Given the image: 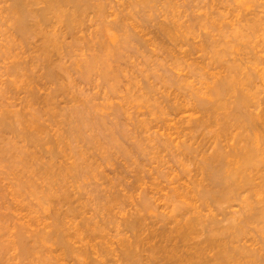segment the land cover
<instances>
[{"label": "rangeland", "instance_id": "obj_1", "mask_svg": "<svg viewBox=\"0 0 264 264\" xmlns=\"http://www.w3.org/2000/svg\"><path fill=\"white\" fill-rule=\"evenodd\" d=\"M82 1H85V0H82ZM87 1H90V2H88L89 3L88 9L86 8L88 4L87 6L85 5L86 12L83 11V8H82L84 7L85 3L80 6L77 3L78 1L76 2L77 3L76 5H78L82 9L81 11L83 13V17L81 16L80 19H82V21L78 23L80 24V26L72 25L73 29L75 27L74 30H70L71 26L70 28L69 26L66 27L65 23H61V22L51 23L52 21L47 22L48 24L47 23L44 24V27H47V28H44L42 25V28L44 31L42 29H39L43 31V33L45 32V34L46 32L47 33L54 32L53 34L57 33L56 35L60 36V38H58V41H57V49L55 48V46H53V48L51 46V50L53 49H56V50L55 51L49 50L50 52L47 53V57L48 56L50 57L48 58V60L52 68L54 67L53 69L54 73L56 72V74H54V76L56 77H51V78L45 76L46 75L45 73L48 72L46 70H48L49 66L47 67V64L49 63L48 62L45 63L46 61L43 59L44 58L43 55H42L43 56L42 60H44V62L39 60L42 57L40 55V49L44 42L42 41L43 36H41L43 33L42 34L37 33L36 35H32L29 41L28 40L26 41L21 36H18L16 34L15 36L13 32L12 23L9 20V15L6 14L7 12H4L5 11L4 5L6 4L5 3L6 1L3 2L5 4L0 2V7L2 6L1 9L4 10V11L0 10V17H1L0 26L1 25L3 26V27L2 26L0 27L1 29L0 31H2L0 33V52H1L0 53V83H1L0 84V99H1L0 100V103H1L0 104L1 106L0 115H4L3 118L5 121V123L4 122L1 123V121L3 120H1L2 117L0 116V146L5 148L4 146H6L8 143L10 145L12 144L11 149L6 148L7 153L6 151L4 153L0 151V249L2 248L0 250V264H45V263L46 264H50V263L51 264H101V263H105V264L112 263L113 264L114 262L113 259L116 260L119 258L118 256L120 255L119 253L121 251H118V250L122 249L120 246V243L122 241H126L130 235L127 229H123L125 228L126 225L122 223H125L124 220H126L130 215H133L134 209H136L135 208L136 205L138 206V204H140L139 202H141V199H142V198L140 199L141 189H143L144 187H145L144 188L145 190L149 189L146 192L147 193L146 196L152 200L151 201L149 199L150 201L149 204L151 205V207L148 204L149 207L146 208L147 211L146 209L144 210V214L145 212H148L149 210L148 214L147 213L145 214L147 216L146 217L147 219L145 220L146 221L145 224H146L149 222L150 218L152 219L150 221H153L154 216L156 217L159 215L160 212L164 213L167 211V210H164L166 209V207L165 205L163 207V203L161 202L162 198L161 199L159 198L160 195L156 194L155 196L154 194H151V192L149 193V191H151L150 190L151 187L148 188L149 186H152L151 184L162 185L163 182L161 181L162 183H160V174H159L160 171H161V174H162V171L163 172L165 171L164 174H166L167 172L168 173L167 175H172V173L173 175H175V173L179 174L182 171V173H180V176H181L183 174V171H185L184 173H186V168L188 169L191 167L192 168V169L190 168L191 170H193L194 168L193 164L190 163L189 161H186V159H183L184 157L182 155H180L181 158L180 156H178L177 152H180V151H179V148L175 149V143H174L177 140L183 142L182 140L185 138V136H180L178 132L177 133L179 135L175 134L177 130L180 131L181 128L185 125L182 122L181 124H179L180 122L177 119H179V116L181 117L188 116L190 114L188 112L190 111H187L183 115L181 114L177 117L173 116V114L171 115V113L169 115H166V113L168 114V109H167L168 106L166 104L168 105L170 104L174 105L176 103L180 104L181 101L183 100L186 101L190 97L188 95L191 94L190 93L192 92L191 90L196 91L197 88L201 89L202 85L203 87L205 86L207 87L206 83L207 81L209 82V80L206 81V79H209V78L206 72L209 75L211 74L214 75L216 72L221 73V71H223V69L221 68L222 67L221 64L224 63L225 61H223L221 64H219L220 63L219 62L218 66H217V63L215 64L212 62L213 65L210 64L211 61L209 62L208 58L211 57L212 54L210 55L211 51L209 49L211 48L209 47V43L214 42V41L216 42L217 40L218 43L221 44L222 42L220 43L219 40L222 41L223 39H225V38L222 39V37H226V36L227 37L225 40L232 41L231 32L233 31L235 32L236 30L241 31L240 30L241 27L243 26L245 27L244 24H246L244 21L245 18L251 19L253 16L254 17L256 16V18L259 16V19L262 18L261 21L264 19L263 18L264 0H131V1L130 0H87ZM9 3L10 2L8 1V4ZM90 3L93 5H90ZM8 4L6 5L8 6ZM132 5L134 6V8L132 7ZM7 6H5V8ZM99 7H100V10H99ZM35 8H41V7H35ZM216 16H217V19L215 18ZM220 16L222 17V19L223 18L224 19L221 20ZM126 17L128 20L126 19ZM213 18L216 20H214ZM207 20H209V22ZM215 21L216 22L218 21L219 23L217 22L218 23L217 24ZM248 21H251V20H248ZM156 22H159V23H156ZM227 22L229 23L227 24ZM76 23H77V20H76ZM230 23L231 24L234 23V24L231 25ZM239 23H241L242 26ZM114 24L116 26H114ZM259 25H256L257 28L259 27L263 28L264 24L261 25L259 23ZM160 26L162 29L160 28ZM237 26H238V29H236ZM173 28H175L176 30ZM219 28L221 29L224 28V30L223 29L220 30ZM229 28H231V31H229L230 30ZM233 28H235V30ZM262 28H260V31L258 29L256 30L255 33L254 32H251V33L256 34V36L260 38L263 34V32H261L263 31ZM160 29H161V32H160ZM247 30L248 32H250L249 29L246 28L245 30H243L244 34L247 33ZM163 31H166V32L163 33ZM225 31H227L228 33L230 32L231 35L228 33L225 34ZM161 34H164V36ZM227 34L230 36L229 37L230 39L228 38ZM254 34L250 36H248L249 34H246L247 37L243 38V40L246 41V42L244 41L245 43L244 42L241 43V41L243 40H239V42H237L236 40L232 41L231 43H233L232 44L233 46L236 44L235 42H237V44L235 45V47H231V49H229L230 47L226 48L228 53H225L224 50L226 49H223V47L220 46L218 49L222 50L221 53H223L222 54L223 56L225 55L224 57L223 56L221 57L219 55L220 58H222V60L223 58L224 60H228L231 57V55L230 56L228 55V54H231L230 51L235 53V54L233 53L232 57L235 56L236 54L241 55L244 51H247V48L249 44H251V41L253 42L255 39H257L255 38ZM12 38H13V41H12ZM246 38H250V39H246ZM8 39L11 41H9ZM206 40L207 42H205ZM248 40H249V43H248ZM7 42L8 43L11 42V44L13 43L12 46L14 48L11 47L12 49H9L7 46ZM83 42H85L86 45H84ZM72 43L75 45H73ZM25 44H29V45H25ZM5 46H7V48L10 50V51L8 50L10 52L9 54ZM164 50H166V52ZM3 51L5 52V54ZM118 51H120V53ZM11 53L13 54L16 53V54H19L20 56L19 55L17 56L16 54L15 56ZM101 55L103 56V58ZM167 55L169 58L167 57ZM13 56L16 57V59L20 61V62L17 61V63H25V64H23V66H20L22 64H18L19 66H17L15 62L14 64L15 66L13 69L14 71L12 70V72H9L13 68L11 66L13 65V62H14ZM38 56L40 57L39 59H37ZM262 56L264 57V53L262 54ZM31 57L34 59L32 60ZM91 58H93L94 60L96 59V61H94L96 63L95 64L93 63L94 67L92 66L93 68L89 70L87 69L86 64L89 60H91ZM25 59L28 60L27 61L28 63L22 62V60L24 61ZM217 60H219V58ZM29 62H30V66L28 67ZM102 62H104V64H102ZM261 63H262L261 66H259L258 68L262 70V67H263V70H264V66H262L264 65V60L261 61ZM84 64L86 68L84 67ZM225 64L226 62L224 63V65ZM24 65H26L27 68L24 67ZM220 65L221 67H219ZM215 67H218L219 69ZM7 68L9 69L11 68V69L9 70ZM64 68L66 71L64 70ZM44 70L45 72H42ZM196 70L197 72H194ZM202 71L206 74L205 76L206 79L204 78V76H202L203 74ZM215 75L217 76V74ZM11 80L13 82H11ZM173 81H175V83ZM199 81H201L200 83L202 85L198 83ZM257 83H259V86H262V88L264 89V78H263V81H258ZM186 86H188L189 88ZM60 88L62 89L60 90ZM4 89L7 90V93H6V90ZM2 90H4L3 91L4 93L2 92ZM50 96L54 98L56 97V98L55 99L53 98V101L52 102L50 101L51 103H48V104L46 103L47 105L46 106L45 102L50 99ZM163 96L165 97L167 96V98L164 99ZM259 97L260 99H263L264 95L261 94V96L259 95ZM190 98H192V96ZM31 100H34V101H31ZM177 100H180V101L178 102ZM173 102H176V103H173ZM262 107H264V104L261 105L260 108ZM75 109H78L79 111ZM8 110H9V113H7ZM73 110L76 111L75 113L82 112L84 114L83 117L85 121L83 120V118L80 117V115H77L78 113L77 114L73 113L74 112ZM16 111H20V112H16ZM37 111L39 112L41 117L39 116V114H38L39 117L37 116V113H38ZM27 113L28 114L31 113V114L27 115ZM74 115H76L77 117ZM201 115L202 114L200 113L196 114L195 112L192 118L193 117L198 118V116L200 117ZM18 116H20V118ZM8 118L11 120L9 121ZM22 118L25 120H23ZM32 118H34L35 120L33 119L34 120L33 121ZM94 119H97V120H94ZM21 120L23 121L19 122ZM81 120H82V123L80 124L79 122H81ZM176 121H178L177 122L178 124L175 123ZM25 123H27L28 125H26ZM69 123L70 125H68ZM165 123L167 126L165 125ZM5 124H6V129H5ZM38 124L41 129L38 128ZM36 126L38 128L36 129V131H39L37 133L35 131ZM119 126L121 127L119 128ZM178 126H181V127H178ZM68 127H70L71 129ZM12 128L15 130V132L14 130H12ZM19 128L22 130H20ZM92 128H94L95 131ZM209 128L213 129V127H209ZM209 128L208 127L201 128L204 130L202 131L205 134L201 131V129L200 131L205 136L211 137V134L213 131L210 132ZM10 129L12 132L10 131ZM80 129H83V130H80ZM214 129L216 130V128ZM41 131H43V133H41ZM26 132L28 135L26 134ZM18 133L19 134L21 133V134L19 135ZM33 133L38 139H40V141H42L41 143L43 144H40L39 142L35 141L37 138L34 137ZM196 133L197 135L199 134L198 139H200V137L205 138V136H202L200 132H196ZM196 133L194 132L192 134L196 136ZM161 134H165L167 136L163 135L164 138H162L160 136ZM183 134H186V133H183ZM32 136L34 137L35 140L32 138ZM60 138L62 139L61 141H60ZM169 138H171V140L175 139V141L172 143L168 142L167 144V142L165 141L166 139H169ZM27 139H30L31 141ZM50 139L52 140V142ZM151 139L152 141H149ZM45 140H49V141L46 142ZM43 141L45 142V145ZM158 141L160 142L158 143ZM181 142H178V143H181ZM70 143L71 145H69ZM162 143L163 145H160ZM164 143H166L169 146H167ZM187 143L189 144V142ZM53 144H54V147H53ZM92 145L95 147H93ZM154 145L155 147H152ZM54 148L59 154L54 150ZM76 149L78 151H76ZM181 149L182 148L180 147V150ZM168 150H169V153H168ZM60 152L61 153L63 152V153L61 154ZM172 152L174 153L175 156L173 155ZM50 154L52 156H50ZM29 156H32V159ZM20 157L22 158V160H20ZM128 157L130 159H128ZM84 161H86L87 163ZM183 162L187 164L188 167ZM70 163L72 164V166ZM23 164L25 165L23 166ZM49 164H52L51 166H53L52 167L53 170L50 169V171L47 170V172L45 171L44 173L43 172L44 171L43 169H45L44 166L47 165L46 166L47 168L50 166ZM182 165H184L186 168ZM74 166H76V169H74L75 168ZM69 167H72V168H69ZM73 169L77 170L79 173L74 171ZM41 170L43 173L41 172ZM40 173H42L43 175ZM52 174H54V177ZM157 174L159 175V177L157 176ZM191 174L193 175V171L191 172ZM155 178L159 179V181L156 180ZM57 180H61L62 182L61 181L58 182ZM27 182L29 183V185ZM157 182H159V184ZM60 183L62 184V186L60 185ZM46 184H48V187ZM138 185H140L139 188L137 187ZM163 186H164V183H163ZM48 195H50V197H48ZM109 197H112V198L117 197L118 200L116 203L118 206L116 205V203H113V202L110 203L111 205L109 203H105L104 201L108 200ZM233 203L234 204L230 208L231 211L236 210V208L238 209L237 202L236 203L233 202ZM206 212L207 211L205 210L202 211L201 215H204V214L208 215V213ZM91 216L94 218H92ZM57 217L61 218L60 220L61 222L56 221ZM217 218L219 219L221 218V216L220 217L218 216ZM87 221H90V223ZM85 223L86 224L92 223L91 227L92 226L93 227L91 228L92 229L91 231L90 230L87 231V229L85 228L86 226ZM226 224L227 222L223 223L222 226H225ZM63 226L64 228H62ZM83 227L85 228V230ZM260 227L262 228V225L260 226L255 225L254 228L255 229L257 228L256 229L257 232L255 234H253L255 231L252 233L250 232L252 231L253 227L249 228L250 231L248 233H250L251 235L247 234L246 235L247 239H244V240L242 239L240 244L241 243L243 244V242L244 243L247 242L245 246L253 244L252 247L251 246H248V247H250V249H253L254 247H256L255 250L258 249L260 246H262L264 242V240L262 242V239L264 238V235L262 234H264L263 233L264 231L263 232L261 231L262 232L261 233L258 230ZM54 229L56 231L58 229L57 232L59 234L62 233L64 234V236L68 238V242H67L68 244L66 243L67 245L63 246L57 243V240L55 239L56 237L54 235L56 232L53 233V236L49 235V233L51 234L52 231H55ZM95 229L97 230L93 231ZM38 231L39 233L40 232L41 233L39 234ZM258 231L260 232V234L258 233ZM29 236H31V238ZM251 237H255V238H252L250 240L249 238ZM257 237L259 239L261 237L262 244L260 243V240ZM34 238L37 240H35ZM106 238L107 239L109 238V239L107 240ZM200 238L202 239V237H198V239ZM34 240L35 242H33ZM246 240H249V241H246ZM71 241L72 243H70ZM250 241L252 244L250 243ZM255 243L256 245H254ZM24 244L26 247L24 246ZM23 247H25L26 249H23ZM260 248L263 249V246ZM64 249H65V252H64ZM102 249L103 250L106 249V251L105 250L103 251ZM262 253L264 254L263 251ZM113 254L116 257H114ZM110 256L111 257L113 256V257L110 258ZM111 259L113 262L111 261ZM99 261H101V263ZM116 264H119V262H117Z\"/></svg>", "mask_w": 264, "mask_h": 264}, {"label": "bare ground", "instance_id": "obj_2", "mask_svg": "<svg viewBox=\"0 0 264 264\" xmlns=\"http://www.w3.org/2000/svg\"><path fill=\"white\" fill-rule=\"evenodd\" d=\"M6 1V2H5ZM2 0L0 1L1 3L5 2L6 4H8V1L10 2L8 4V6L5 4L4 5V10L1 9L2 6L0 7V10H3L4 12H7L6 14L9 15V20L12 23V27H13V32L14 35H18L21 36L23 39H25L26 41L31 38L32 35H36L37 33H43V28L42 25L44 27V24L52 21L51 23L55 22V23H65V26L70 28V30H74L73 26H77L80 24V21H82L81 16L83 17V13H82V9L81 7H79L78 5H76L77 3L81 6L84 3V7L83 11L86 12V8H89V3L90 1H82V0ZM78 1V2H77ZM131 1V0H130ZM77 2V3H76ZM92 2V1H91ZM106 2V1H105ZM136 2V1H135ZM138 2V1H137ZM166 2V1H165ZM168 2V1H167ZM104 3V2H103ZM131 3V2H130ZM170 3V2H169ZM1 4V5H3ZM88 4V6H87ZM96 4V3H95ZM101 4V3H100ZM138 4V3H137ZM87 7H86V6ZM90 5H93L90 3ZM165 5V4H164ZM5 6H7L5 8ZM95 6V5H94ZM136 6V5H135ZM35 7H41V8H35ZM86 7V8H85ZM91 7V6H90ZM132 7L134 8V6L132 5ZM137 7V6H136ZM98 8V7H96ZM102 9V8H101ZM165 9V7H164ZM167 9V8H166ZM100 10V7H99ZM98 11V10H97ZM84 12V13H85ZM97 13V12H96ZM95 13V14H96ZM169 13V12H168ZM5 14V13H4ZM80 14V15H79ZM82 14V15H81ZM7 15V16H8ZM80 17H79V16ZM97 15V14H96ZM6 16V15H5ZM88 16V15H87ZM119 16V15H118ZM122 16V15H121ZM130 16V15H129ZM172 16V15H171ZM218 16V15H217ZM217 16L215 17L217 19ZM258 16V15H257ZM78 17V19H77ZM211 17V16H209ZM221 17V16H220ZM254 17V16H253ZM249 18V19H244L245 23L244 24L245 27L243 29V27H241V31H233L228 33L227 31H225V34L228 33L231 35V40L232 41H237L239 42V40H243V38L247 37L246 34H249L248 36L254 34L256 32V30L262 27L257 28L256 25H259V23L262 25L264 24V19L261 21V19H259V16L256 18V16L254 18ZM1 18V17H0ZM264 18V16H263ZM7 19V18H6ZM127 19V17H126ZM174 19V18H173ZM214 19V18H213ZM214 19V20H216ZM220 19V18H219ZM224 19V18H223ZM221 17V20H223ZM77 20V23H76ZM128 20V19H127ZM130 20V19H129ZM247 20V22H246ZM251 20V21H248ZM9 21V22H10ZM79 21V22H78ZM116 21V20H115ZM133 21V20H132ZM209 22V20H207ZM219 21V20H218ZM217 21V22H218ZM237 21V20H236ZM122 22V21H121ZM207 22V23H208ZM216 22V21H215ZM216 22V23H217ZM234 22V21H232ZM263 22V23H261ZM8 23V22H6ZM75 23V24H74ZM83 23V22H82ZM133 23V22H132ZM159 23V22H156ZM168 23V22H167ZM173 23V22H172ZM211 23V22H210ZM215 23V24H216ZM219 23V22H218ZM217 23V24H218ZM229 22H227L228 24ZM2 24V23H1ZM48 24V23H47ZM171 24V23H170ZM174 24V23H173ZM216 24V25H217ZM231 24V23H230ZM234 24V23H233ZM231 24V25H233ZM238 24V23H237ZM241 24V23H239ZM11 25V24H10ZM54 25V24H53ZM61 25V24H60ZM157 25V24H156ZM2 26V25H1ZM0 26V27H1ZM51 26V25H50ZM64 26V28H65ZM114 26H116L114 24ZM146 26V25H145ZM170 26V25H169ZM213 26V25H212ZM218 26V25H217ZM223 26V25H222ZM221 26V27H222ZM240 26V25H239ZM242 26V24H241ZM260 26V25H259ZM3 27V26H2ZM53 27V26H52ZM57 27V26H56ZM63 27V26H62ZM118 27V26H117ZM126 27V26H125ZM229 27V26H227ZM234 27V26H233ZM9 28V27H8ZM11 28V27H10ZM47 28V27H44ZM54 28V27H53ZM61 28V27H60ZM63 28V29H64ZM77 28V27H76ZM158 28V26H157ZM161 28V26H160ZM214 28V27H213ZM226 28V27H225ZM232 28V27H231ZM231 28H229L231 31ZM246 28L249 29L250 32L244 34V31ZM255 28V29H254ZM257 28V29H256ZM42 29L43 31L39 30ZM50 29V28H49ZM52 29V28H51ZM56 29V28H55ZM121 29V28H120ZM130 29V28H129ZM162 29V28H161ZM160 29V32H161ZM167 29V28H166ZM175 29V28H173ZM220 30H224V28H219ZM235 30V28H233ZM236 29H238V26L236 27ZM243 29V30H242ZM1 30V29H0ZM6 30V29H5ZM67 30V29H66ZM77 30V29H76ZM132 30V29H131ZM176 30V29H175ZM217 30V29H216ZM219 30V31H220ZM255 30V31H254ZM263 34L260 38H258L255 35V39L253 42L251 41V44H249L247 51H244L241 55H235L232 57L234 52H231V54H228L229 56L231 55V59L229 58L228 60H222V58H220V56L222 57L223 53H221L222 50L218 49L220 46L223 47V49L229 48L231 49V47H235V45L237 44V42H235L236 44L233 46L231 43L232 41L229 40H225L226 37H222L225 38L221 41L219 40V42L221 44L218 43V41L216 40V42H211L209 43V47L211 49H209L210 55L212 57H209L208 60L210 62V64L213 63H218L221 64L223 61L226 62V64L224 65V63H222V67L221 65L219 67H221L223 69V71H221V73H215L217 74V76L214 74L209 75L206 71V74L208 76L209 79H206V74L202 71V76H204V78L207 80H209V82L207 81V87H203V85L200 83L201 81H199L198 83H200L201 85V89H196V91L191 90L192 92H190L191 94H189L188 96H192V98H188L186 101H181L180 104L176 103L174 105H168V114L166 113V115H169L171 113V115L173 114V116H179V115H183L185 112L190 111L188 113H190L188 116L185 117H181L179 116V119H177L181 124L184 123L185 127L179 128L180 131H176V135L180 136H185V138L181 141H175V139L169 138L166 139L165 142L175 143V149L179 148L180 152H177L178 156L182 155L183 159H186V161H189L190 163L193 164V170H188L186 168V173H184L185 171H183V174L180 176V173H182V171L177 174L175 173V175H167L168 173L165 171H160V183H163L162 185L159 184V182H157L159 185H153L149 186L148 188H150L151 191H149V193L151 192V194H154L156 196L160 195V199L161 202L163 203V207L165 205L167 210L166 212L162 213L160 212L158 216H154L153 221L150 217V220L148 223L145 224V220L147 219L146 217V213L148 214V212H145L144 214V210L149 207L148 204L150 203L149 201V197H147V191L149 190H145L144 188L141 189V202H139L140 204H138V206L136 205V209H134V213L133 215H130L125 221V228L123 229H127V231L130 233L129 237L127 238L126 241H122L120 243L121 246V251L119 254V258L112 261L113 264H116L117 262H119V264H264V254L262 253V251L264 252V238L262 239L263 242V249L260 248L262 246H258L259 248L255 250L256 247H254L253 249H250V247L248 246H253L252 245H248L245 246L246 243L243 242V244L241 245L240 242L242 241V239H247L246 235L250 233H248L250 230L249 228H254L255 225H262V228L260 227L258 230L261 232L264 231V107L260 108L261 105L264 104V98L260 99L259 95L261 96V94L264 95V89L262 88V86H259V83H257L258 81H263L264 78V70L262 67V70L260 68H258L259 66H261V61H263L264 57L262 56V54L264 53V25L262 28ZM121 31V30H120ZM172 31V30H171ZM218 31V30H217ZM2 31H0L1 33ZM6 32V31H5ZM9 32V31H8ZM58 32V31H56ZM128 32V31H127ZM134 32V31H133ZM166 31H163V33ZM222 32V31H221ZM220 32V33H221ZM254 32V33H251ZM12 33V32H11ZM54 33V32H53ZM51 32H45L41 35L43 36L42 41L43 45L40 49V55L43 56L41 57V59H39L40 57L38 56L37 59L41 60L42 62H44V60L46 61L45 63H49L47 64L48 67V71L47 73H45L46 77H56L54 76V74H56V72L54 73V67L52 68L48 58H50L49 56L47 57V53H49L51 50V46L53 48V46H55V48L57 49V41L58 38H60L59 35H56L57 33L53 34ZM135 33V32H134ZM223 33V32H222ZM10 34V33H9ZM227 34V35H228ZM259 34V33H258ZM261 34V33H260ZM8 35V34H7ZM15 35V36H16ZM39 35V37H40ZM63 35V34H62ZM75 35V34H74ZM164 36V34H161ZM220 35V34H219ZM253 35V36H254ZM139 36V35H138ZM222 36V34H221ZM220 36V37H221ZM251 36V37H253ZM9 37V36H8ZM7 37V38H8ZM20 37V38H21ZM63 37V36H62ZM230 36L228 35V38ZM250 37V38H251ZM19 38V39H20ZM64 38V37H63ZM139 38V37H138ZM173 38V37H172ZM177 38V37H176ZM175 38V39H176ZM210 38V36H209ZM212 38V37H211ZM250 38H246V39H250ZM10 39V38H9ZM8 39V40H9ZM15 39V38H14ZM127 39V38H126ZM230 39V38H229ZM32 40V39H31ZM36 40V39H35ZM82 40V39H81ZM135 40V39H134ZM133 40V41H134ZM179 40V39H178ZM211 40V39H210ZM11 41V40H9ZM8 41V42H9ZM13 41V38H12ZM90 41V40H89ZM132 41V42H133ZM137 41V40H136ZM135 41V42H136ZM139 41V40H138ZM143 41V40H141ZM209 41V40H208ZM245 40L241 41L244 42ZM7 42V46L9 49H12L11 47H13V43L11 44ZM15 42V41H14ZM23 42V41H22ZM25 42V41H24ZM38 42V41H37ZM40 42V41H39ZM73 42V40H72ZM75 42V41H74ZM86 42V41H85ZM84 43V45H86V43ZM99 42V41H98ZM97 42V43H98ZM140 42V41H139ZM154 42V41H153ZM173 42V41H172ZM182 42V41H181ZM207 42V40L205 41ZM246 42V41H245ZM244 42V43H245ZM28 43V42H26ZM60 43V41H59ZM71 43V42H70ZM101 43V42H100ZM138 43V42H137ZM176 43V42H175ZM249 43V40H248ZM73 44V43H72ZM71 44V45H72ZM78 44V43H77ZM123 44V43H122ZM121 44V46H122ZM127 44V42H126ZM206 44V43H205ZM239 44V43H238ZM23 45V44H22ZM25 45H29V44H25ZM70 45V44H69ZM75 45V44H73ZM101 45V44H100ZM118 45V44H117ZM244 45V44H243ZM6 47L7 51L9 50ZM50 46V47H49ZM62 46V45H61ZM141 46V45H140ZM175 46V45H174ZM4 47V46H3ZM16 47V46H15ZM23 47V46H22ZM71 47V46H69ZM117 47V46H116ZM132 47V45H131ZM170 47V46H169ZM206 47V46H204ZM208 47V46H207ZM221 47V48H222ZM225 47V48H224ZM14 48V47H13ZM27 48V47H26ZM91 48V47H90ZM127 48V47H125ZM179 48V47H178ZM5 49V50H6ZM17 49V48H16ZM19 49V48H18ZM25 49V48H24ZM28 49V48H27ZM26 49V51H27ZM56 49H53L54 51ZM72 49V48H71ZM123 49V48H122ZM172 49V47H171ZM175 49V48H174ZM235 49V48H234ZM15 50V49H13ZM23 50V49H22ZM48 50V51H47ZM51 50V51H53ZM63 50V49H62ZM69 50V49H68ZM92 50V49H91ZM113 50V49H112ZM118 50V49H117ZM125 50V49H124ZM207 50V48H206ZM220 50V51H219ZM6 51V52H7ZM10 51V50H9ZM8 51V54L10 53ZM37 51V50H35ZM123 51V50H122ZM166 52V50H164ZM225 53L227 52V49L224 50ZM223 51V52H224ZM4 52V51H3ZM25 52V51H24ZM63 52V51H62ZM68 52V51H67ZM107 52V51H106ZM120 53V51H118ZM168 52V51H167ZM171 52V51H170ZM179 52V51H178ZM207 52V51H206ZM209 52V51H208ZM1 53V52H0ZM5 54V52H4ZM7 54V53H6ZM13 54V53H11ZM16 54V53H15ZM13 54V55H15ZM32 54V53H31ZM39 54V53H38ZM97 54V53H96ZM111 54V53H110ZM172 54V53H171ZM186 54V53H185ZM207 54V53H206ZM235 54V53H234ZM17 56L19 54H16ZM15 55V56H16ZM29 55V54H28ZM49 55V54H48ZM121 55V54H120ZM169 55V54H168ZM167 55V57H168ZM218 55V56H217ZM220 55V56H219ZM4 56V55H2ZM20 56V55H19ZM27 56V55H26ZM30 56V55H29ZM90 56V55H88ZM92 56V54H91ZM102 56V55H101ZM190 56V55H189ZM225 56V55H224ZM223 56V57H224ZM228 56V57H229ZM263 58H262V57ZM37 57V56H36ZM111 57V56H110ZM173 57V56H172ZM180 57V56H179ZM185 57V56H184ZM215 57V58H214ZM219 60H217L218 58ZM19 58V57H17ZM22 58V57H21ZM24 58V57H23ZM32 58V57H31ZM42 58L44 60H42ZM103 58V56H102ZM169 58V57H168ZM2 59V58H1ZM14 59V60H13ZM13 65H11L14 69V64L16 62V65L19 66L18 64H22L20 66H23V64L25 63H17V61H19L18 59H16V57L13 56ZM16 59V60H15ZM34 58H32L33 60ZM90 59V58H89ZM98 59V58H97ZM183 59V58H182ZM207 59V58H206ZM211 59V60H210ZM215 59V60H214ZM26 60V59H25ZM22 62H27L28 60ZM205 60V59H204ZM31 61V60H30ZM84 61V60H83ZM88 61V60H87ZM96 59L94 60L93 58H91V60H89L87 62V69H92L94 67L93 63L95 64ZM20 62V61H19ZM34 62V61H33ZM40 62V61H39ZM106 62V61H105ZM181 62V61H180ZM204 62V61H202ZM28 63V62H27ZM60 63V62H59ZM33 64V63H32ZM58 64V63H57ZM62 64V63H61ZM60 64V65H61ZM102 64H104V62H102ZM209 64V63H208ZM207 64V65H208ZM209 64V65H210ZM6 65V64H5ZM10 65V64H9ZM43 65V64H42ZM46 65V64H45ZM213 65V64H212ZM224 65V66H223ZM16 66V67H17ZM30 66V62L28 64V67ZM44 66V65H43ZM93 66V67H92ZM103 66V65H102ZM106 66V64H105ZM192 66V65H191ZM194 66V65H193ZM204 66V65H203ZM264 66V65H262ZM15 67V68H16ZM24 67H26V65H24ZM32 67V66H31ZM85 67V64H84ZM85 67V68H86ZM187 67V66H186ZM196 67V66H195ZM5 68V67H4ZM23 68V67H22ZM21 68V70H22ZM27 68V67H26ZM199 68V67H198ZM210 68V67H209ZM218 68V67H215ZM9 69V68H7ZM9 69V70H10ZM17 69V68H16ZM20 69V67H19ZM34 69V68H33ZM40 69V68H39ZM44 69V68H43ZM42 69V70H43ZM86 69V70H87ZM196 69V68H195ZM206 69V68H204ZM203 69V70H204ZM211 69V68H210ZM219 69V68H218ZM260 69V70H258ZM65 70V68H64ZM104 70V69H103ZM108 70V69H107ZM115 70V69H114ZM169 70V69H168ZM209 70V69H208ZM217 70V69H216ZM14 71V70H13ZM56 71V70H55ZM66 71V70H65ZM106 71V69H105ZM113 71V70H112ZM170 71V70H169ZM173 71V70H172ZM193 71V70H192ZM191 71V72H192ZM199 71V70H198ZM263 71V72H262ZM4 72V71H3ZM8 72V70H7ZM6 72V73H7ZM16 72V71H15ZM42 72H45L42 71ZM167 72V71H166ZM171 72V71H170ZM190 72V73H191ZM194 72H197L194 71ZM193 72V73H194ZM201 72V71H200ZM5 73V72H4ZM103 73V72H102ZM101 73V74H102ZM106 73V72H105ZM164 73V72H163ZM172 73V72H171ZM2 74V73H1ZM88 74V73H87ZM108 74V72H107ZM173 74V73H172ZM8 75V74H7ZM5 76V75H4ZM103 76V75H102ZM117 76V75H116ZM164 76V75H163ZM172 76V75H170ZM201 76V75H200ZM59 77V76H58ZM162 77V75H161ZM182 77V76H181ZM86 78V77H85ZM160 78V77H159ZM180 78V77H178ZM185 78V77H184ZM87 79V78H86ZM111 79V78H110ZM114 79V78H113ZM164 79V77H163ZM211 79V80H210ZM37 80V79H36ZM47 80V79H46ZM54 80V79H53ZM59 80V78H58ZM116 80V79H115ZM160 80V79H159ZM166 80V79H165ZM176 80V79H175ZM179 80V79H177ZM203 80V79H202ZM7 81V80H6ZM35 81V80H34ZM38 81V80H37ZM42 81V80H41ZM162 81V80H161ZM11 82H13L11 80ZM43 82V81H42ZM175 83V81H173ZM52 83V82H51ZM60 83V82H59ZM58 83V84H59ZM168 83V82H167ZM1 84V83H0ZM6 84V83H5ZM13 84V83H12ZM49 84V83H48ZM169 84V83H168ZM10 85V84H9ZM205 85V84H204ZM8 86V85H7ZM56 87V86H55ZM188 87V86H186ZM3 88V87H1ZM10 88V87H9ZM18 88V87H17ZM40 88V87H39ZM169 88V87H168ZM189 88V87H188ZM193 88V89H194ZM203 88V89H202ZM262 88V89H261ZM62 88H60L61 90ZM6 90V89H4ZM2 90V92L4 91ZM17 90V89H16ZM10 91V89H9ZM8 91V92H9ZM52 91V90H51ZM149 91V90H148ZM12 92V91H11ZM54 92V91H53ZM152 92V91H151ZM4 93V92H3ZM1 93V94H3ZM7 93V90H6ZM5 93V94H6ZM40 93V92H39ZM4 94V95H5ZM54 95V94H53ZM52 95V96H53ZM60 95V94H59ZM8 96V95H7ZM13 96V95H12ZM15 96V94H14ZM39 96V94H38ZM49 96V95H48ZM50 96V99L47 100L45 102L46 103H51L53 101V98ZM4 97V96H3ZM2 97V98H3ZM35 97V96H34ZM15 98V97H13ZM12 98V99H13ZM46 98V97H45ZM56 98V97H55ZM54 98V99H55ZM163 98H167V96H163ZM171 98V97H170ZM181 98V97H180ZM29 99V98H28ZM38 99V98H37ZM58 99V98H57ZM162 99V98H161ZM1 100V99H0ZM155 100V99H154ZM9 101V100H8ZM11 101V99H10ZM34 101V100H31ZM51 101V102H50ZM82 101V100H81ZM169 101V100H168ZM178 102L180 100H177ZM5 102V101H4ZM158 102V101H157ZM167 102V101H166ZM7 103V102H6ZM9 103V102H8ZM84 103V102H82ZM161 103V102H160ZM1 104V103H0ZM25 104V102H24ZM43 104V103H42ZM87 104V103H85ZM165 104V103H164ZM36 105V104H34ZM58 105V104H57ZM84 105V104H83ZM90 105V104H89ZM8 106V105H7ZM12 106V105H11ZM30 106V105H29ZM47 106V105H46ZM59 106V105H58ZM191 106V107H189ZM1 107V106H0ZM14 107V106H13ZM25 107V106H24ZM31 107V106H30ZM60 107V106H59ZM156 107V106H155ZM166 107V106H165ZM194 107V108H193ZM9 108V107H8ZM7 108V109H8ZM51 108V107H50ZM54 108V107H53ZM83 108V107H82ZM190 108V109H189ZM4 109V108H3ZM16 109V108H14ZM56 109V108H55ZM58 109V108H57ZM87 109V108H86ZM89 109V108H88ZM121 109V108H120ZM152 109V108H151ZM261 109V110H260ZM11 110V108H10ZM47 110V109H46ZM52 110V109H51ZM78 110V109H75ZM73 110L75 113L76 111ZM91 110V109H90ZM124 110V109H123ZM5 111V110H4ZM3 111V112H4ZM33 111V110H32ZM31 111V112H32ZM53 111V110H52ZM71 111V110H70ZM79 111V110H78ZM83 111V110H82ZM85 111V109H84ZM192 111V112H191ZM11 112V111H10ZM16 112H20V111H16ZM35 112V111H34ZM38 112V111H37ZM56 112V111H55ZM196 112L202 114V118L201 116L198 118L193 117V114ZM9 113V110L8 112ZM33 113V112H32ZM46 113V112H45ZM58 113V111H57ZM78 113V114H77ZM75 114L80 115L81 118H83L84 120V114L82 112H77ZM93 113V112H92ZM12 114V113H11ZM20 114V113H19ZM18 114V115H19ZM26 114V113H25ZM24 114V115H25ZM31 113H27V115H30ZM35 114V113H34ZM39 112L37 113L38 116ZM44 114V113H42ZM88 114V113H87ZM112 114V113H110ZM165 114V112H164ZM36 115V114H35ZM64 115V114H63ZM163 115V114H162ZM2 117L1 123L4 122V115H0ZM36 116V117H37ZM40 116V114H39ZM38 116V117H39ZM62 116V115H61ZM69 116V115H68ZM76 116V115H74ZM115 116V115H114ZM113 116V117H114ZM7 117V116H5ZM20 118V116H18ZM41 117V116H40ZM53 117V115H52ZM77 117V116H76ZM79 117V116H78ZM86 117V116H85ZM121 117V116H120ZM169 117V116H168ZM17 118V117H16ZM18 118V120H19ZM35 118V117H34ZM32 118V120L34 119ZM49 118V117H48ZM80 118V119H81ZM87 118V117H86ZM93 118V117H92ZM166 118V117H165ZM171 118V117H170ZM173 118V117H172ZM201 118V119H199ZM7 119V118H6ZM9 119V118H8ZM23 119V118H22ZM31 119V118H30ZM29 119V120H30ZM58 119V118H57ZM79 119V118H78ZM101 119V118H100ZM104 119V118H103ZM11 119H9L10 121ZM25 120V119H23ZM23 120L19 121L22 122ZM35 120V119H34ZM33 120V121H34ZM37 120V119H36ZM59 120V119H58ZM97 120V119H94ZM31 121V120H30ZM77 121V120H76ZM85 121V120H84ZM83 121V122H84ZM88 121V120H87ZM91 121V119H90ZM118 121V120H117ZM178 121H176L175 123H177ZM53 122V121H51ZM50 122V123H51ZM72 122V121H71ZM70 122V123H71ZM79 122V121H78ZM89 122V121H88ZM87 122V123H88ZM113 122V121H112ZM116 122V121H115ZM145 122V121H144ZM159 122V121H157ZM166 122V121H165ZM174 122V121H173ZM31 123V122H30ZM43 123V122H42ZM45 123V122H44ZM70 123L68 125H70ZM80 124L82 123L79 122ZM169 123V122H168ZM26 125H28L27 123H25ZM34 124V123H33ZM32 124V125H33ZM85 124V123H84ZM89 124V123H88ZM141 124V123H139ZM178 124V123H177ZM176 124V126H177ZM191 124V125H190ZM19 125V124H18ZM23 125V124H22ZM31 125V124H30ZM29 125V126H30ZM36 125V124H35ZM56 125V124H55ZM96 125V124H95ZM124 125V124H123ZM163 125V124H162ZM166 125V123H165ZM188 125V126H187ZM4 126V125H3ZM21 126V125H20ZM53 126V125H52ZM72 126V125H71ZM97 126V125H96ZM95 126V127H96ZM103 126V125H102ZM109 126V125H108ZM136 126V125H135ZM155 126V125H154ZM164 126V125H163ZM167 126V125H166ZM187 126V127H186ZM11 127V126H10ZM25 127V126H24ZM34 127V126H33ZM44 127V125H43ZM86 127V126H85ZM91 127V126H90ZM89 127V128H90ZM121 126H119L120 128ZM124 127V126H123ZM153 127V126H152ZM161 127V126H159ZM174 127V126H173ZM181 127V126H178ZM209 128V127H213L216 128V130L214 129H210L209 131L212 132L211 137L209 136H205L204 134V130L201 128ZM4 128V127H3ZM9 128V126H8ZM14 128V126H13ZM12 128V130H14ZM38 128L41 129L39 127L38 124ZM37 126L35 128L38 129ZM49 128V127H48ZM51 128V127H50ZM70 128V127H68ZM75 128V127H74ZM99 128V127H98ZM102 128V127H101ZM100 128V129H101ZM110 128V127H109ZM175 128V127H174ZM2 129V127H1ZM5 129H6V124H5ZM17 129V128H16ZM20 129V128H19ZM18 129V130H19ZM33 129V128H31ZM67 129V128H66ZM71 129V128H70ZM79 129V128H78ZM94 129V128H92ZM116 129V128H115ZM122 129V128H121ZM132 129V128H131ZM162 129V128H161ZM178 129V128H177ZM204 133H202L201 131ZM8 130V129H7ZM17 130V131H18ZM22 130V129H20ZM29 130V129H28ZM46 130V129H45ZM55 130V129H54ZM74 130V129H72ZM76 130V129H75ZM83 130V129H80ZM79 130V131H80ZM87 130V129H86ZM125 130V129H124ZM158 130V129H157ZM198 130V131H196ZM206 130V129H205ZM11 131V129H10ZM27 131V130H26ZM62 131V130H61ZM78 131V130H77ZM95 131V129H94ZM112 131V130H111ZM122 131V130H121ZM128 131V130H127ZM133 131V130H131ZM169 131V130H168ZM188 131V132H187ZM208 131V132H209ZM4 132V130H3ZM12 132V131H11ZM15 132V130H14ZM20 132V131H19ZM39 131H36V133ZM48 132V130H47ZM66 132V131H65ZM81 132V131H80ZM104 132V131H102ZM126 132V131H125ZM179 134H178V133ZM196 133V132H200V134H202V136L204 137H200V139H198V135L196 133V136L193 135L192 133ZM25 133V132H24ZM23 133V134H24ZM35 133V132H34ZM33 133V135H34ZM41 133H43V131H41ZM46 133V132H45ZM96 133V132H95ZM93 133V134H95ZM106 133V132H105ZM157 133V132H156ZM186 133V134H183ZM19 134V133H18ZM21 134V133H20ZM19 134V135H20ZM27 134V132H26ZM25 134V135H26ZM58 134V133H57ZM60 134V133H59ZM73 134V133H72ZM90 134V133H88ZM104 134V133H103ZM119 134V133H118ZM132 134V132H131ZM159 134V133H158ZM183 134V135H181ZM28 135V134H27ZM45 135V134H44ZM50 135V134H49ZM68 135V134H67ZM76 135V134H75ZM83 135V134H82ZM163 135L165 134H161L160 136L162 138ZM171 135V134H170ZM14 136V134H13ZM23 136V135H22ZM56 136V135H55ZM58 136V135H57ZM62 136V135H61ZM64 136V134H63ZM72 136V135H71ZM78 136V135H77ZM84 136V135H83ZM87 136V135H86ZM85 136V137H86ZM98 136V135H97ZM132 136V135H131ZM158 136V135H157ZM159 136V137H160ZM167 136V135H165ZM201 136V135H200ZM27 137V136H25ZM35 138H37L34 135ZM34 137L32 136V138L34 139ZM41 137V136H40ZM52 137V136H51ZM67 137V136H66ZM91 137V136H90ZM103 137V136H102ZM106 137V136H105ZM114 137V136H113ZM133 137V136H132ZM176 137V136H175ZM31 138V140H32ZM50 138V137H49ZM64 138V137H63ZM68 138V137H67ZM74 138V137H73ZM77 138V137H76ZM80 138V137H78ZM95 138V137H94ZM116 138V137H115ZM122 138V137H121ZM129 138V137H128ZM161 138V139H162ZM166 138V137H165ZM179 138V137H178ZM15 139V138H14ZM22 139V138H21ZM43 139V138H42ZM41 139V140H42ZM58 139V138H57ZM56 139V140H57ZM88 139V138H86ZM102 139V138H101ZM30 140V139H27ZM30 140V141H31ZM35 140V139H34ZM51 140V139H50ZM62 139L60 138V141ZM85 140V139H84ZM106 140V139H105ZM119 140V138H118ZM132 140V139H131ZM158 140V139H157ZM180 140V139H179ZM6 141V140H5ZM18 141V140H17ZM36 142H39L40 144L42 141H40V139H36ZM46 142L49 140H45ZM58 141V140H57ZM149 141H152L149 140ZM35 142V143H36ZM44 142V141H43ZM52 142V140H51ZM74 142V141H73ZM88 142V141H87ZM91 142V141H90ZM115 142V141H114ZM113 142V143H114ZM160 141H158L159 143ZM181 142V143H178ZM189 142V144L187 143ZM16 143V142H15ZM31 143V142H30ZM50 143V142H49ZM86 143V142H84ZM105 143V142H104ZM108 143V142H107ZM112 143V145H113ZM123 143V142H122ZM132 143V142H131ZM142 143V142H141ZM173 143V144H174ZM19 144V143H18ZM27 144V143H26ZM48 144V143H47ZM55 144V143H54ZM53 144V147H54ZM119 144V142H118ZM134 144V143H133ZM143 144V143H142ZM141 144V145H142ZM166 144V143H164ZM166 144V145H167ZM12 145V144H11ZM11 145L8 143L6 146H4L5 148L1 147L0 151H2V153H4L6 151V148H10L11 149ZM14 145V144H13ZM37 145V144H36ZM45 145V142H44ZM57 145V143H56ZM62 145V144H61ZM67 145V144H66ZM71 145V143L69 144ZM74 145V144H73ZM88 145V144H87ZM94 145V144H93ZM92 145V146H93ZM105 145V144H104ZM135 145V144H134ZM140 145V144H139ZM160 145H163L160 144ZM165 145V146H166ZM171 145V144H170ZM28 146V145H27ZM48 146V145H47ZM50 146V145H49ZM75 146V145H74ZM90 146V144H89ZM91 146V147H92ZM108 146V145H107ZM115 146V144H114ZM122 146V145H120ZM119 146V147H120ZM169 146V145H167ZM166 146V147H167ZM14 147V146H13ZM12 147V148H13ZM29 147V146H28ZM27 147V148H28ZM67 147V146H66ZM76 147V146H75ZM90 147V148H91ZM95 147V146H93ZM92 147V148H93ZM110 147V146H109ZM152 147H155L152 146ZM151 147V148H152ZM174 147V146H173ZM180 147L182 148L180 150ZM30 148V147H29ZM42 148V147H41ZM45 148V147H44ZM89 148V149H90ZM111 148V147H110ZM159 148V147H158ZM164 148V147H163ZM5 149V150H4ZM74 149V147H73ZM78 149V148H77ZM76 149V151H78ZM87 149V148H86ZM102 149V148H101ZM153 149V148H152ZM155 149V148H154ZM162 149V148H161ZM160 149V150H161ZM55 150V148H54ZM53 150V151H54ZM59 150V149H58ZM94 150V149H93ZM145 150V149H144ZM143 150V151H144ZM156 150V149H155ZM56 151V150H55ZM101 151V150H100ZM103 151V150H102ZM115 151V150H114ZM121 151V150H120ZM124 151V150H123ZM122 151V152H123ZM158 151V149H157ZM9 152V150H8ZM21 152V151H20ZM31 152V151H30ZM57 152V151H56ZM55 152V154H56ZM70 152V151H69ZM68 152V153H69ZM92 152V151H91ZM165 152V151H164ZM7 153V151H6ZM23 153V152H22ZM33 153V152H32ZM39 153V152H38ZM54 153V152H53ZM52 153V154H53ZM58 153V152H57ZM61 153V152H60ZM63 153V152H62ZM61 153V154H62ZM78 153V152H77ZM113 153V152H112ZM169 153V150H168ZM173 153V152H172ZM40 154V153H39ZM59 154V153H58ZM66 154V153H65ZM85 154V153H84ZM117 154V153H116ZM122 154V153H121ZM130 154V153H129ZM20 155V154H19ZM28 155V154H26ZM71 155V154H69ZM131 155V154H130ZM138 155V154H137ZM174 155V153H173ZM21 156V155H20ZM34 156V154H33ZM38 156V155H37ZM50 156H52L50 154ZM54 156V155H53ZM60 156V155H58ZM62 156V155H61ZM66 156V155H64ZM80 156V155H79ZM108 156V155H107ZM118 156V155H117ZM175 156V155H174ZM32 159V156H29ZM47 157V156H46ZM71 157V156H69ZM106 157V156H105ZM130 157V156H129ZM128 157V159H130ZM133 157V156H132ZM3 158V157H2ZM78 158V157H77ZM126 158V157H125ZM181 158V156H180ZM34 159V158H33ZM58 159V158H57ZM63 159V158H62ZM83 159V158H82ZM127 159V158H126ZM182 159V160H183ZM5 160V159H4ZM20 160H22V158L20 157ZM19 160V161H20ZM56 160V159H55ZM75 160V159H74ZM80 160V159H79ZM15 161V160H14ZM83 161V160H82ZM123 161V160H122ZM181 161V160H180ZM4 162V161H3ZM30 162V161H28ZM52 162V161H51ZM50 162V163H51ZM86 162V161H84ZM90 162V161H89ZM24 163V162H23ZM56 163V162H55ZM74 163V162H73ZM87 163V162H86ZM138 163V162H137ZM184 163V162H183ZM15 164V163H14ZM17 164V162H16ZM22 164V163H21ZM54 164V163H53ZM61 164V163H60ZM71 164V163H70ZM143 164V163H142ZM185 164V163H184ZM189 164V163H188ZM19 165V163H18ZM25 164H23L24 166ZM50 166L52 164H49ZM58 165V164H57ZM74 165V164H73ZM80 165V164H79ZM86 165V164H85ZM119 165V164H118ZM139 165V164H138ZM187 165V164H185ZM15 166V165H14ZM47 166V165H46ZM46 166H44L45 169H43L44 173L45 171L47 172V170L50 171V169H52L53 166H49L46 168ZM55 166V165H54ZM61 166V165H60ZM72 166V164H71ZM89 166V165H88ZM96 166V165H95ZM112 166V165H110ZM192 166V165H191ZM12 167V166H11ZM26 167V166H25ZM63 167V166H62ZM75 167V168H74ZM73 168L76 169V166H74ZM85 167V166H84ZM109 167V166H108ZM183 167V169H184ZM188 167V165H187ZM29 168V167H28ZM61 168V167H60ZM65 168V167H64ZM68 168V166H67ZM72 168V167H69ZM82 168V167H81ZM88 168V167H87ZM111 168V167H110ZM22 169V168H21ZM31 169V168H30ZM73 169V170H74ZM142 169V168H141ZM26 170V169H25ZM53 170V169H52ZM70 170V169H68ZM67 170V172H68ZM72 170V169H71ZM79 170V169H78ZM95 170V168H94ZM139 170V169H138ZM172 170V169H171ZM33 171V170H32ZM36 171V170H35ZM76 172H78L77 170H74ZM116 171V170H115ZM151 171V170H150ZM170 171V170H169ZM193 171V175L191 174V172ZM19 172V171H18ZM21 172V171H20ZM31 172V171H30ZM38 172V171H37ZM40 172V171H39ZM42 172V170H41ZM42 172V173H43ZM53 172V171H52ZM158 172V171H157ZM40 173V174H42ZM49 173V172H48ZM54 173V172H53ZM58 173V172H57ZM56 173V174H57ZM63 173V172H62ZM65 173V172H64ZM79 173V172H78ZM39 174V173H38ZM55 174V173H54ZM54 174L53 177H54ZM66 174V173H65ZM69 174V173H68ZM120 174V173H119ZM171 174V173H170ZM43 175V174H42ZM47 175V174H45ZM62 175V174H61ZM122 175V174H121ZM137 175V174H136ZM153 175V174H152ZM63 176V175H62ZM73 176V175H72ZM157 176L159 177V175L157 174ZM23 177V176H22ZM35 177V176H34ZM44 177V176H43ZM48 177V176H47ZM46 177V178H47ZM50 177V176H49ZM58 177V175H57ZM137 177V176H136ZM29 178V177H28ZM52 178V176H51ZM61 178V177H60ZM135 178V177H133ZM45 179V178H44ZM156 180L159 181V179L155 178ZM31 180V179H30ZM35 180V179H34ZM106 180V179H105ZM137 180V179H136ZM141 180V179H140ZM155 180V181H156ZM48 181V180H47ZM58 182L61 180H57ZM116 181V180H115ZM121 181V180H120ZM119 181V182H120ZM162 181V182H161ZM32 182V181H31ZM62 182V181H61ZM65 182V181H64ZM28 183V182H27ZM43 183V182H42ZM45 183V181H44ZM138 183V182H137ZM149 183V182H148ZM154 183V182H152ZM64 184V183H63ZM100 184V183H99ZM110 184V183H109ZM145 184V183H144ZM156 184V183H155ZM29 185V183H28ZM48 187V184H46ZM60 185L62 186V184L60 183ZM52 186V185H51ZM107 186V185H106ZM125 186V185H124ZM127 186V185H126ZM129 186V185H128ZM134 186V185H133ZM140 185H138L137 187L139 188ZM155 186V187H154ZM22 187V186H21ZM113 187V186H112ZM130 187V186H129ZM153 187V188H152ZM97 188V187H96ZM122 189V188H121ZM38 190V189H37ZM46 190V189H45ZM114 190V189H113ZM131 190V189H130ZM166 190V191H165ZM31 191V189H30ZM49 191V190H48ZM93 191V190H92ZM165 191V192H164ZM153 192V193H152ZM164 192V193H163ZM33 193V191H32ZM45 193V192H44ZM130 193V192H128ZM140 193V192H139ZM162 195H161V194ZM30 194V193H29ZM43 194V193H42ZM103 194V193H102ZM40 195V194H39ZM47 195V194H46ZM131 195V194H130ZM57 196V195H56ZM146 196V197H145ZM48 197H50V195H48ZM60 197V195H59ZM107 197V196H106ZM119 197V196H118ZM129 197V196H128ZM152 197V196H151ZM154 197V196H153ZM45 198V197H44ZM56 198V197H55ZM93 198V197H92ZM120 198V197H119ZM158 198V199H159ZM58 199V197H57ZM100 199V198H99ZM107 199V198H105ZM153 199V198H152ZM62 200V199H61ZM60 200V201H61ZM96 200V199H95ZM117 197H109L108 200L104 201L105 203H116L117 202ZM120 200V199H119ZM151 200V199H150ZM152 201V200H151ZM155 201V200H154ZM59 202V201H58ZM233 202H237L238 204V209L236 208V210H232L231 211V207L234 204ZM100 203V202H99ZM136 203V202H135ZM231 203V204H230ZM137 204V203H136ZM155 204V203H154ZM65 205V204H64ZM85 205V204H84ZM96 205V204H95ZM105 205V204H104ZM111 205V204H110ZM117 205V203H116ZM115 205V206H116ZM150 205V204H149ZM59 206V205H58ZM103 206V205H101ZM118 206V205H117ZM63 207V206H62ZM85 207V206H84ZM151 207V205H150ZM153 207V206H152ZM59 208V207H58ZM115 208V207H114ZM117 208V207H116ZM134 208V207H133ZM158 208V207H157ZM169 208V209H168ZM106 209V208H105ZM230 209V210H229ZM62 210V209H61ZM70 210V209H69ZM131 210V209H130ZM133 210V209H132ZM169 210V211H168ZM207 211L206 213H208V215L202 214V211ZM229 210V211H227ZM71 211V210H70ZM113 211V210H112ZM147 211V209H146ZM97 213V212H96ZM101 213V212H100ZM131 213V212H130ZM151 213V212H150ZM154 213V212H153ZM162 213V214H161ZM132 214V213H131ZM155 214V213H154ZM157 214V213H156ZM78 215V214H77ZM97 215V214H96ZM123 215V214H122ZM54 216V215H53ZM72 216V214H71ZM149 216V215H148ZM221 218H217V217ZM59 217V216H58ZM57 217V222L61 220V218ZM92 217V216H91ZM125 217V216H124ZM73 218V217H72ZM94 218V217H92ZM68 219V218H67ZM124 219V218H123ZM122 219V220H123ZM129 219V220H128ZM84 220V219H83ZM86 221V220H85ZM91 221V220H90ZM90 221H87L90 223ZM55 222V221H54ZM61 222V221H60ZM92 222V221H91ZM123 222V221H122ZM227 224L225 226H222L223 223ZM89 223H85V228L88 230H92L91 228V224ZM98 223V222H96ZM61 224V223H60ZM69 224V223H68ZM84 224V223H83ZM94 224V223H93ZM48 225V224H47ZM59 225V224H57ZM66 225V224H65ZM76 225V224H75ZM253 225V226H252ZM67 226V225H66ZM252 226V227H251ZM124 227V225H123ZM55 228V226H54ZM64 228V226L62 227ZM76 228V227H75ZM74 228V229H75ZM84 228V227H83ZM84 228V230H85ZM95 228V227H94ZM98 228V227H97ZM252 228V231H250L251 233L254 232L253 234H255L257 232V228L254 230ZM82 229V228H81ZM55 230V229H54ZM79 230V229H78ZM97 229L93 230L96 231ZM41 231V229H40ZM43 231V230H42ZM58 231V229H57ZM56 230L52 231L51 234L49 233L50 236H53V233H55V239L57 240V243H59L60 245H67L68 243V238L66 236H64V234L62 233H58ZM69 231V230H68ZM126 231V230H125ZM258 231V233L260 234V232ZM50 232V231H49ZM81 232V231H80ZM261 232V233H262ZM27 233V232H26ZM39 233V231H38ZM41 233V232H40ZM39 233V234H40ZM47 233V232H46ZM76 233V232H75ZM117 233V231H116ZM264 233V232H263ZM48 234V233H47ZM34 235V234H33ZM36 235V234H35ZM45 235V234H44ZM123 235V233H122ZM258 235V234H257ZM264 235V234H262ZM40 236V235H39ZM42 236V235H41ZM48 236V235H47ZM76 236V235H75ZM114 236V235H113ZM204 236V238H203ZM31 238V236H29ZM45 237V236H44ZM119 237V236H118ZM198 237H202V239H198ZM250 237V236H249ZM256 237V236H255ZM255 237H251L249 238L250 240L252 238ZM261 237H260V243H261ZM33 238V237H32ZM37 238V237H36ZM70 238V237H69ZM82 238V236H81ZM80 238V239H81ZM35 239V238H34ZM38 239V238H37ZM35 239V240H37ZM42 239V238H41ZM107 239V238H106ZM109 239V238H108ZM107 239V240H108ZM116 239V238H115ZM114 239V240H115ZM33 240V239H32ZM35 240L33 242H35ZM82 240V239H81ZM120 240V239H119ZM70 241V240H69ZM249 241V240H246ZM253 241V240H252ZM46 242V241H45ZM115 242V241H114ZM254 242V241H253ZM47 243V242H46ZM50 243V242H49ZM67 243V244H66ZM72 243V241L70 242ZM249 243V242H248ZM258 243V244H260ZM81 244V243H80ZM103 244V243H102ZM262 244V243H261ZM113 245V244H112ZM256 245V243L254 244ZM25 246V244H24ZM105 246V245H104ZM26 247V246H25ZM25 247H23V249H26ZM67 247V246H66ZM49 248V247H48ZM53 248V247H52ZM74 248V247H72ZM103 248V246H102ZM112 248V247H111ZM120 248V247H119ZM2 249V248H1ZM0 249V250H1ZM113 249V248H112ZM63 250V249H62ZM103 250V249H102ZM106 251V249H104ZM103 250V251H104ZM24 251V250H23ZM26 251V250H25ZM28 251V250H27ZM115 251V250H114ZM117 251V250H116ZM51 252V251H50ZM65 252V249H64ZM102 252V251H101ZM108 252V251H107ZM113 252V251H112ZM103 255V254H102ZM114 255V254H113ZM59 257V256H58ZM113 257V256H112ZM110 256V258H112ZM114 257H116L114 255ZM108 258V257H107ZM109 258V259H110ZM137 258V259H136ZM106 259V258H105ZM51 260V258H50ZM96 260V259H95ZM102 260V259H101ZM98 261V260H97ZM101 263V261H99ZM109 262V261H108ZM43 263V262H42ZM50 263V262H49ZM98 263V262H97ZM46 264V263H45ZM51 264V263H50ZM101 264H105V263H101ZM112 264V263H111Z\"/></svg>", "mask_w": 264, "mask_h": 264}]
</instances>
